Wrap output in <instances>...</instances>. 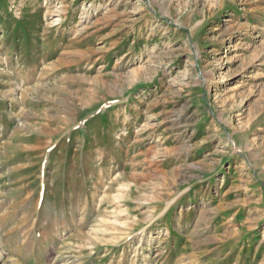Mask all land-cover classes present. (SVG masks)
I'll list each match as a JSON object with an SVG mask.
<instances>
[{"label":"rangeland","instance_id":"374dc122","mask_svg":"<svg viewBox=\"0 0 264 264\" xmlns=\"http://www.w3.org/2000/svg\"><path fill=\"white\" fill-rule=\"evenodd\" d=\"M0 264H264V0H0Z\"/></svg>","mask_w":264,"mask_h":264},{"label":"bare ground","instance_id":"6f19581e","mask_svg":"<svg viewBox=\"0 0 264 264\" xmlns=\"http://www.w3.org/2000/svg\"><path fill=\"white\" fill-rule=\"evenodd\" d=\"M216 83H217V79L213 78V83H212L213 85L211 87L213 88Z\"/></svg>","mask_w":264,"mask_h":264}]
</instances>
